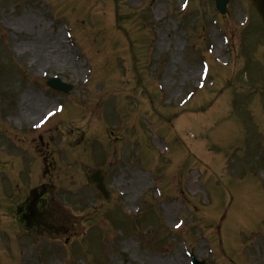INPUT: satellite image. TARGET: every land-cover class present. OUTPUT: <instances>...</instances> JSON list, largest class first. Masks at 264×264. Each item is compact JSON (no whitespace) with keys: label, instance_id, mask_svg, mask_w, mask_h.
<instances>
[{"label":"rangeland","instance_id":"rangeland-1","mask_svg":"<svg viewBox=\"0 0 264 264\" xmlns=\"http://www.w3.org/2000/svg\"><path fill=\"white\" fill-rule=\"evenodd\" d=\"M252 1L226 16L212 0H0V164L8 145L21 162L0 166V264H264V44L239 40ZM38 134L58 143L51 175L37 161L13 183ZM42 182L47 210L19 222Z\"/></svg>","mask_w":264,"mask_h":264},{"label":"water","instance_id":"water-1","mask_svg":"<svg viewBox=\"0 0 264 264\" xmlns=\"http://www.w3.org/2000/svg\"><path fill=\"white\" fill-rule=\"evenodd\" d=\"M217 8L223 13L225 12V5L227 0H215ZM259 11L261 12L264 18V0H256ZM88 181L94 183L97 189L103 194V196L108 199L109 194L106 190V186L104 183V176L101 170H96L88 175ZM194 264H203L202 262H197L194 260Z\"/></svg>","mask_w":264,"mask_h":264},{"label":"flooded vegetation","instance_id":"flooded-vegetation-1","mask_svg":"<svg viewBox=\"0 0 264 264\" xmlns=\"http://www.w3.org/2000/svg\"><path fill=\"white\" fill-rule=\"evenodd\" d=\"M40 141H41V147H42L43 144H44V140L43 139H40ZM52 143H53V140L52 139H48L47 142L44 144V147L46 149L45 159H46V165H47L46 168H47V171H49V170H51L53 168L52 152L49 150V147H52L53 146Z\"/></svg>","mask_w":264,"mask_h":264},{"label":"bare ground","instance_id":"bare-ground-1","mask_svg":"<svg viewBox=\"0 0 264 264\" xmlns=\"http://www.w3.org/2000/svg\"><path fill=\"white\" fill-rule=\"evenodd\" d=\"M24 20H25V24H28L31 20H32V17L30 16V15H25L24 16ZM33 23H35V22H33ZM29 48H28V44H23L22 45V47H19V52H22V51H29L28 50ZM74 72H77L78 70L77 69H74L73 70ZM167 88H169V86L167 85ZM25 103V102H24ZM63 112V111H62ZM61 112V113H62ZM175 261H174V264H181L182 263V257H180V256H177V257H175V259H174Z\"/></svg>","mask_w":264,"mask_h":264}]
</instances>
